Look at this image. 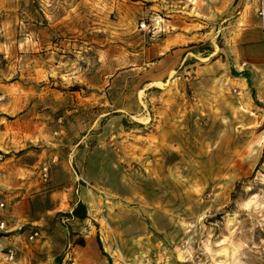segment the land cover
Returning a JSON list of instances; mask_svg holds the SVG:
<instances>
[{"label": "rangeland", "instance_id": "obj_1", "mask_svg": "<svg viewBox=\"0 0 264 264\" xmlns=\"http://www.w3.org/2000/svg\"><path fill=\"white\" fill-rule=\"evenodd\" d=\"M258 6L0 0V264H264Z\"/></svg>", "mask_w": 264, "mask_h": 264}, {"label": "crops", "instance_id": "obj_2", "mask_svg": "<svg viewBox=\"0 0 264 264\" xmlns=\"http://www.w3.org/2000/svg\"><path fill=\"white\" fill-rule=\"evenodd\" d=\"M239 56L244 60V64L249 70H255L259 68L261 69L262 67H264V34L261 28V24L260 30L256 31L251 42L247 45L246 48L242 49ZM83 238L86 242H88L89 239L91 242H93V236H91V234H83ZM73 241H75V239ZM76 246H80V244L76 243L75 248Z\"/></svg>", "mask_w": 264, "mask_h": 264}, {"label": "built area", "instance_id": "obj_3", "mask_svg": "<svg viewBox=\"0 0 264 264\" xmlns=\"http://www.w3.org/2000/svg\"><path fill=\"white\" fill-rule=\"evenodd\" d=\"M258 15L260 18L261 28L264 34V0H259ZM41 173H42V177L44 178V180H48L50 177V166L45 164L42 167ZM5 205H6V200L3 198L2 194L0 193V207H5ZM5 226H6V222L1 221L0 228L4 229ZM39 235H40L39 230H32V232L29 235V239L35 240L39 237ZM15 258H16V253L13 250H10L7 255V259L12 262L15 260Z\"/></svg>", "mask_w": 264, "mask_h": 264}, {"label": "trees", "instance_id": "obj_4", "mask_svg": "<svg viewBox=\"0 0 264 264\" xmlns=\"http://www.w3.org/2000/svg\"><path fill=\"white\" fill-rule=\"evenodd\" d=\"M83 207H85L84 204L80 203L79 206L74 209L73 214L78 217H85L86 212L82 211V209H84ZM99 243L102 246V241L100 239H99Z\"/></svg>", "mask_w": 264, "mask_h": 264}]
</instances>
